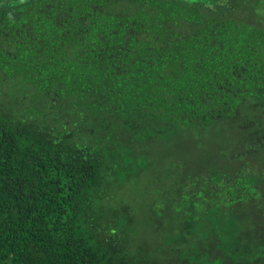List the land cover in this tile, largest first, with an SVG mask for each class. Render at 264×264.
<instances>
[{
	"label": "trees",
	"instance_id": "16d2710c",
	"mask_svg": "<svg viewBox=\"0 0 264 264\" xmlns=\"http://www.w3.org/2000/svg\"><path fill=\"white\" fill-rule=\"evenodd\" d=\"M135 221L264 264V0H0V264H158Z\"/></svg>",
	"mask_w": 264,
	"mask_h": 264
},
{
	"label": "rangeland",
	"instance_id": "374dc122",
	"mask_svg": "<svg viewBox=\"0 0 264 264\" xmlns=\"http://www.w3.org/2000/svg\"><path fill=\"white\" fill-rule=\"evenodd\" d=\"M149 193H151V192H149ZM129 196L135 202L139 203L140 195H139L137 190L132 189V192L130 193ZM144 207H146V206L144 205ZM246 222L247 223L244 224L243 221H236L235 226H237L238 229H240V228L244 229V228H246L247 224L251 221H246ZM135 223H134V228L135 229L137 228V230H139L144 237H147L153 241L152 245H151V249L153 250V252H155V251L157 252L156 258L158 257V261H157L158 264H182L181 259L178 258V255L170 252L169 246L158 245V244H162L158 239H166V238L168 239L170 237V235L173 233L174 225L177 224L176 222L175 223H172L171 221L155 222L154 225L158 224L159 228H156L154 225H152L150 221H135ZM235 226H233V228L231 230H229L226 234L224 233L223 234L224 236L221 234L222 238H228V236L230 235V232H232L231 233V236H232V234H233L232 230H238ZM158 229H159V231H158ZM155 230H156V232H155ZM220 230H222V228H220ZM255 230L257 231L258 229H255ZM246 232H248V234L250 235L251 233H254V228H251V229L248 228L246 230ZM161 236H165V237L162 238ZM263 236H264V232H263ZM222 242L224 244L223 239H222ZM201 244L202 245H200L199 253H201V254L208 253L210 255L212 253L213 256L220 255L219 253L212 251L213 250L212 246L214 244V241H210V242H206V243L201 242ZM197 247L199 248V246H197ZM157 248L161 249V250H155ZM155 253H153V254H155ZM214 260H216V259H214ZM227 260L228 259H226V262H228ZM217 261L221 262V260L219 261V259H217ZM192 264H194V263H192ZM255 264H257V263H255Z\"/></svg>",
	"mask_w": 264,
	"mask_h": 264
}]
</instances>
